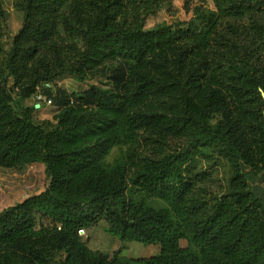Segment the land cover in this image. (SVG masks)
Masks as SVG:
<instances>
[{
	"label": "trees",
	"instance_id": "obj_1",
	"mask_svg": "<svg viewBox=\"0 0 264 264\" xmlns=\"http://www.w3.org/2000/svg\"><path fill=\"white\" fill-rule=\"evenodd\" d=\"M209 1L187 0V21L146 29L172 0H16L21 28L0 67V168L40 163L47 179L0 211V264H264V0ZM95 75L107 83L79 96L44 88ZM39 87L59 111L35 125V105L17 114L12 91L28 99ZM172 141L228 163L213 203L185 155L165 153ZM100 221L159 254L92 252L79 233Z\"/></svg>",
	"mask_w": 264,
	"mask_h": 264
},
{
	"label": "rangeland",
	"instance_id": "obj_2",
	"mask_svg": "<svg viewBox=\"0 0 264 264\" xmlns=\"http://www.w3.org/2000/svg\"><path fill=\"white\" fill-rule=\"evenodd\" d=\"M187 0H172V12H160L156 17L146 21V29H151L157 24L166 23L172 24L174 22L187 21L191 17V13L184 9ZM16 0H0V67L5 61L6 55L11 47L12 39L21 28L22 14L15 8ZM189 9L196 7H208L212 9V4L209 0H188ZM107 79L102 75H95L87 78L85 81L78 83L74 80L65 77L57 80L53 85H46L49 92L54 95L55 89H60L66 94L81 95L90 85H105ZM12 88V80H8V88ZM17 90L13 89V107L17 114L25 110H30L33 105H39V108L31 112L32 122L35 125L52 122V118L56 115L59 109L54 103L47 104L36 100L37 95L45 97L42 87L38 88L36 92L28 99H22L17 96ZM123 151L137 153L138 155H150L149 150L144 149L141 145L138 146H124ZM166 154H180L185 155L186 163L185 170L194 176H198L201 182L198 184L202 197L208 204L214 202V199L223 195L228 187L230 178V168L228 163L219 157L213 151H206L196 148L193 144L172 141L169 148L165 150ZM119 154V149H114L109 161L116 158ZM46 170L45 167L38 163L30 166H23L16 170H6L0 168V211L9 207L15 206L25 199L41 193L46 184ZM107 223L100 221L98 224L80 232L83 240H87L88 248L94 252L103 255H111L118 250L122 245L126 250L122 252V256L129 259H148L159 254V247L157 245L144 246L142 244L131 242L123 243L118 237L106 232ZM181 247H186L187 242H181Z\"/></svg>",
	"mask_w": 264,
	"mask_h": 264
},
{
	"label": "built area",
	"instance_id": "obj_3",
	"mask_svg": "<svg viewBox=\"0 0 264 264\" xmlns=\"http://www.w3.org/2000/svg\"><path fill=\"white\" fill-rule=\"evenodd\" d=\"M36 100L38 101V103H40V102H43V103H47V104H51V102L50 101H46V99H45V97H43L42 95H37L36 96ZM81 233H82V231H81Z\"/></svg>",
	"mask_w": 264,
	"mask_h": 264
},
{
	"label": "water",
	"instance_id": "obj_4",
	"mask_svg": "<svg viewBox=\"0 0 264 264\" xmlns=\"http://www.w3.org/2000/svg\"><path fill=\"white\" fill-rule=\"evenodd\" d=\"M260 97H261L262 101H264V91H260ZM34 108L38 109L39 105H35Z\"/></svg>",
	"mask_w": 264,
	"mask_h": 264
}]
</instances>
